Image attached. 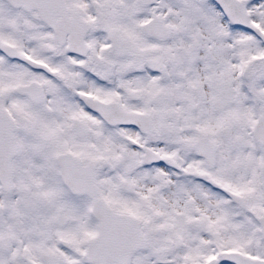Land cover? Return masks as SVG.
<instances>
[{"label": "snow or ice", "instance_id": "obj_1", "mask_svg": "<svg viewBox=\"0 0 264 264\" xmlns=\"http://www.w3.org/2000/svg\"><path fill=\"white\" fill-rule=\"evenodd\" d=\"M0 264H264V0H0Z\"/></svg>", "mask_w": 264, "mask_h": 264}]
</instances>
